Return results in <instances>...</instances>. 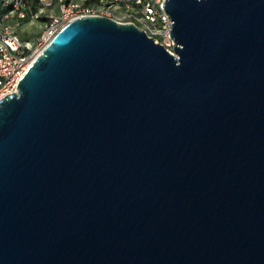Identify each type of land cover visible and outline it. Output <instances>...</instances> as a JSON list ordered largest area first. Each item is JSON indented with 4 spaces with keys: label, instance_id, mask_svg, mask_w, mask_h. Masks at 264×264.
Masks as SVG:
<instances>
[{
    "label": "water",
    "instance_id": "1",
    "mask_svg": "<svg viewBox=\"0 0 264 264\" xmlns=\"http://www.w3.org/2000/svg\"><path fill=\"white\" fill-rule=\"evenodd\" d=\"M170 53L76 17L0 98V264H264V0H165Z\"/></svg>",
    "mask_w": 264,
    "mask_h": 264
},
{
    "label": "built area",
    "instance_id": "2",
    "mask_svg": "<svg viewBox=\"0 0 264 264\" xmlns=\"http://www.w3.org/2000/svg\"><path fill=\"white\" fill-rule=\"evenodd\" d=\"M165 0H0V98L17 90V83L30 62L70 20L84 15H103L121 23L131 22L154 42L176 55L171 15ZM37 4L33 8V4ZM57 5V11L45 15ZM45 17L40 33L21 38L15 22Z\"/></svg>",
    "mask_w": 264,
    "mask_h": 264
},
{
    "label": "rangeland",
    "instance_id": "3",
    "mask_svg": "<svg viewBox=\"0 0 264 264\" xmlns=\"http://www.w3.org/2000/svg\"><path fill=\"white\" fill-rule=\"evenodd\" d=\"M33 6L36 8L37 4L35 3L33 4ZM56 11H57V5L55 4L52 8H49L46 11L45 15H48ZM44 21H45V17L43 16L38 19L20 20L19 22H15V24H16L17 32L21 38L32 39L36 37L42 30Z\"/></svg>",
    "mask_w": 264,
    "mask_h": 264
},
{
    "label": "trees",
    "instance_id": "4",
    "mask_svg": "<svg viewBox=\"0 0 264 264\" xmlns=\"http://www.w3.org/2000/svg\"><path fill=\"white\" fill-rule=\"evenodd\" d=\"M33 8H34V6H33Z\"/></svg>",
    "mask_w": 264,
    "mask_h": 264
}]
</instances>
